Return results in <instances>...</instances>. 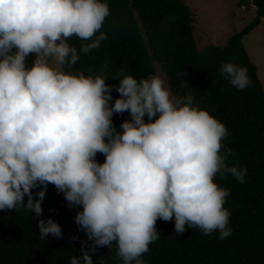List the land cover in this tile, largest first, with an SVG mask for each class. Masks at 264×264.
Here are the masks:
<instances>
[{"label": "clouds", "instance_id": "9594fccd", "mask_svg": "<svg viewBox=\"0 0 264 264\" xmlns=\"http://www.w3.org/2000/svg\"><path fill=\"white\" fill-rule=\"evenodd\" d=\"M109 16L107 0H0V210L42 217L49 184L69 208L82 206L75 222L91 243L70 264H94L97 247L114 245L117 264H147L143 255L161 238L158 219L174 218L178 235L198 228L224 240L230 192L214 178L243 184L248 171L227 163L226 126L191 94L175 98L160 75L122 70L113 86L63 70L108 38L101 29ZM219 72L237 90L252 85L246 66L225 62ZM126 111L118 131L113 116ZM38 226L41 240L63 236L51 218Z\"/></svg>", "mask_w": 264, "mask_h": 264}, {"label": "trees", "instance_id": "16d2710c", "mask_svg": "<svg viewBox=\"0 0 264 264\" xmlns=\"http://www.w3.org/2000/svg\"><path fill=\"white\" fill-rule=\"evenodd\" d=\"M247 1L250 8L256 6V19L233 36L228 46L200 50L186 0H107L110 16L101 31L108 38L89 54L80 53L76 65L65 66L72 73H103L108 84L117 86L119 79L112 77L122 70L137 79L147 78L157 75L158 63L174 96L191 94L196 105L226 126L223 144L233 153L227 163L248 170L243 184L230 174L214 178L230 192L225 204L231 212L230 236L220 240L218 231L205 236L198 228L178 235L174 218L158 219L161 238L143 255L147 264H264V88L244 46V39L264 19V0ZM69 43L79 51L82 41L72 37ZM32 59L34 54L28 57L29 63ZM225 62L246 66L252 85L245 90L234 88L219 72ZM112 96L113 102L120 98L115 90ZM130 118L126 111L115 114L113 121L120 129ZM96 159L101 164L105 161L99 153ZM42 208V217L25 210H0V264H70L72 256L82 255V242H87L84 247L91 243L75 222L77 213H69L64 195L54 185H48ZM48 218L61 226L62 238L49 235L41 240L39 220ZM115 255V245L97 247L92 258L94 264H117Z\"/></svg>", "mask_w": 264, "mask_h": 264}, {"label": "rangeland", "instance_id": "374dc122", "mask_svg": "<svg viewBox=\"0 0 264 264\" xmlns=\"http://www.w3.org/2000/svg\"><path fill=\"white\" fill-rule=\"evenodd\" d=\"M186 1L195 19L196 39L200 50H204L210 45L228 46L233 36L241 33L256 19V9L250 8L247 0ZM244 46L258 69L259 78L264 88V19L260 26L244 39ZM155 68L157 75L164 78L166 86L169 88L168 79L158 63H155ZM63 70L67 71L65 67ZM100 75L106 78L105 74L101 73ZM174 97L180 99L183 96ZM115 127L121 131L116 125ZM81 208L82 206L68 207V211L70 214H76Z\"/></svg>", "mask_w": 264, "mask_h": 264}, {"label": "built area", "instance_id": "2783aa9c", "mask_svg": "<svg viewBox=\"0 0 264 264\" xmlns=\"http://www.w3.org/2000/svg\"><path fill=\"white\" fill-rule=\"evenodd\" d=\"M253 7L256 9V6L255 5H253Z\"/></svg>", "mask_w": 264, "mask_h": 264}, {"label": "crops", "instance_id": "0c3cea01", "mask_svg": "<svg viewBox=\"0 0 264 264\" xmlns=\"http://www.w3.org/2000/svg\"><path fill=\"white\" fill-rule=\"evenodd\" d=\"M263 21V20H262Z\"/></svg>", "mask_w": 264, "mask_h": 264}]
</instances>
